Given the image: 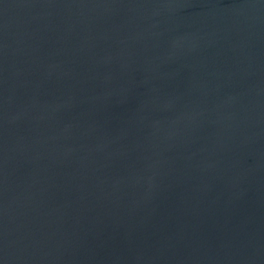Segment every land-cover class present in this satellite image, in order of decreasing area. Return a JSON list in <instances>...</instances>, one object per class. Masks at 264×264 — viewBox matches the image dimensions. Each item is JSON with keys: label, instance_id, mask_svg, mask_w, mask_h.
<instances>
[{"label": "water", "instance_id": "obj_1", "mask_svg": "<svg viewBox=\"0 0 264 264\" xmlns=\"http://www.w3.org/2000/svg\"><path fill=\"white\" fill-rule=\"evenodd\" d=\"M0 264H264V0H0Z\"/></svg>", "mask_w": 264, "mask_h": 264}]
</instances>
